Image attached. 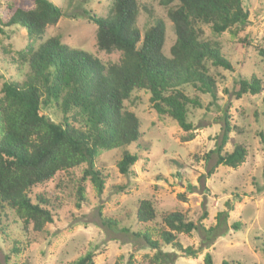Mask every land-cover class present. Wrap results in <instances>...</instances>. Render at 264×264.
I'll list each match as a JSON object with an SVG mask.
<instances>
[{"label":"rangeland","instance_id":"rangeland-1","mask_svg":"<svg viewBox=\"0 0 264 264\" xmlns=\"http://www.w3.org/2000/svg\"><path fill=\"white\" fill-rule=\"evenodd\" d=\"M49 1L62 9L63 17L55 26L48 27L42 38L32 42L35 47L56 37L62 45L82 50L103 64L118 61V53L107 55L98 51L96 26L88 19L90 16L105 18L109 0ZM160 1L138 0L137 28L142 33L152 19L162 20L166 26L163 54L168 56L174 37ZM8 6L30 10L34 5L33 0H0V22L6 20ZM243 6L249 12L245 25L219 36H214L209 27L203 28V39L219 43L233 71L212 69L217 87L213 105L207 94L183 88L189 97H197L201 105L199 109L190 108L188 113V121L196 128L194 139L183 143L181 138L186 134L172 120L151 109L149 95L143 91L134 93L125 107L139 119L141 137L127 147L101 151L95 167L104 177L102 192L98 194L88 182L87 201L78 209L75 183L82 168L57 174L53 181L33 190L53 206V223L46 225L42 232L23 231L12 212L0 210V264H72L89 251L95 255L93 264H125L130 255L135 264H149L155 252L134 236L145 228L152 230L136 223L140 200L152 201L158 224L163 215L179 212L197 226L190 235H178L183 248L198 251L197 257H184L163 246L161 251L166 257L162 259L168 261L162 263L203 264L204 255L209 253L213 264L222 261L264 264V146L258 136L264 135V59L258 55V50L264 49V0H243ZM0 29L3 30L0 34L1 89L4 81L22 83L26 79L28 67L17 59V53L25 50L31 40L18 26L3 28L0 23ZM250 77L260 81L262 92L236 100L232 95L235 83ZM224 110L234 128L229 138L244 147L247 154L239 168L219 166L208 175L216 157L206 155L220 141ZM44 112L54 123L61 121L57 106ZM232 150L229 142L223 152ZM124 151L139 157L127 176L119 174L116 167ZM103 218L116 221L118 226L109 228L102 223ZM233 224L239 225V230H234ZM13 246L18 249L17 255L12 253Z\"/></svg>","mask_w":264,"mask_h":264},{"label":"trees","instance_id":"trees-1","mask_svg":"<svg viewBox=\"0 0 264 264\" xmlns=\"http://www.w3.org/2000/svg\"><path fill=\"white\" fill-rule=\"evenodd\" d=\"M109 1L105 18L88 19L96 26L98 51L107 55L118 53L117 62L103 64L82 50L62 45L56 37L35 47L32 42L42 38L47 28L63 17L62 9L49 0H33L30 10L8 6L6 20L0 22L3 28H22L31 40L25 50L17 53V59L28 67L26 79L22 83L4 81L0 89V210L12 212L25 232H42L53 223L52 204L33 190L50 183L57 174L82 168L75 183L78 209L87 201L88 182L98 194L102 192L104 177L95 167L101 151L127 147L141 137L139 119L125 107L134 93L143 91L149 95L151 109L172 120L186 134L181 138L183 143L193 140L196 128L188 121V113L190 108L199 109L201 105L197 97H189L183 88L207 94L213 105L217 87L212 69L233 71L219 43L203 39V28L209 27L214 36H219L245 25L249 18L243 0H161L159 4L166 9L174 37L166 56L163 54L166 26L162 20L152 19L141 33L137 28L138 0ZM258 55L264 59V49H259ZM261 92L256 77L240 78L232 95L239 100L244 95L257 96ZM53 105L61 113L59 123L45 115L46 108ZM221 120L220 141L206 155L216 157L208 175L219 166L239 168L247 154L244 147L229 138L234 128L227 110L223 111ZM258 136L264 146L263 133ZM229 142L233 150L224 153ZM138 159V155L124 151L116 164L118 173L130 175ZM178 197L184 200L182 195ZM135 220L152 229L134 233L155 252L149 264L168 261L162 259L166 257L161 251L163 246L184 257H197L198 251L183 248L179 242L178 235H190L197 230L196 224L187 221L182 213L165 214L158 224L152 201L140 200ZM102 223L109 228L118 226L112 219L103 218ZM152 224L159 226L155 228ZM232 228L239 230V225L233 224ZM12 253H19L15 246ZM94 257L89 251L72 264H93ZM125 264H135L132 255ZM203 264H213L209 253L204 255ZM221 264L237 263L222 261Z\"/></svg>","mask_w":264,"mask_h":264}]
</instances>
